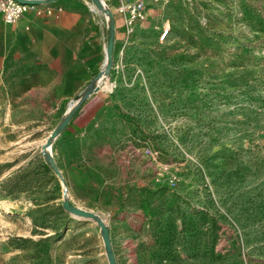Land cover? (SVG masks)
I'll list each match as a JSON object with an SVG mask.
<instances>
[{
  "label": "rangeland",
  "instance_id": "1",
  "mask_svg": "<svg viewBox=\"0 0 264 264\" xmlns=\"http://www.w3.org/2000/svg\"><path fill=\"white\" fill-rule=\"evenodd\" d=\"M135 2L141 47L187 84L129 59L125 95L94 120L81 104L46 149L76 97L14 87L0 65V264H109L65 199L106 221L117 264H264V0L104 3Z\"/></svg>",
  "mask_w": 264,
  "mask_h": 264
},
{
  "label": "crops",
  "instance_id": "2",
  "mask_svg": "<svg viewBox=\"0 0 264 264\" xmlns=\"http://www.w3.org/2000/svg\"><path fill=\"white\" fill-rule=\"evenodd\" d=\"M49 5L51 11L46 9ZM38 8L45 11L39 14ZM114 19L110 75L81 106L89 120H94L103 107H110L114 100L125 95V91L119 89V75L129 59L153 68L169 86L189 81L186 74H176L168 64L151 58L141 47L135 35L139 26L136 21L131 27L127 26L126 14L118 9L114 10ZM108 38V17L92 0H47L32 7L14 23L0 16V65L9 73L14 87L41 90L59 102H70L105 67ZM111 83L116 89H109Z\"/></svg>",
  "mask_w": 264,
  "mask_h": 264
},
{
  "label": "water",
  "instance_id": "3",
  "mask_svg": "<svg viewBox=\"0 0 264 264\" xmlns=\"http://www.w3.org/2000/svg\"><path fill=\"white\" fill-rule=\"evenodd\" d=\"M23 3H29V4H38V3H44L47 2V0H18ZM93 3L102 11L105 12V14L108 17V24H109V38H108V45H107V59L105 67L97 74L95 79L88 85L85 90L76 96V102L72 107L69 109V111L66 113V115L63 117V119L60 121L58 126L50 133L49 137L46 140V143L44 144V148H49L52 144V140L63 130L72 116L75 114L77 109L81 106V104L91 95L93 91H97L100 89V83L102 80L107 78L110 75V69L113 64V51H114V37H115V19H114V12L111 9H108L105 6V3L103 0H92ZM47 159L50 162L51 167L54 169V171L59 175L62 182L65 183V177L63 173L61 172L58 164L56 163L54 157L51 154L47 155ZM63 206L65 209L70 211L71 213L85 217V218H91L100 227L104 245L106 247V252L108 256L109 264H117L115 253L112 246V241L110 237V230L109 226L107 225L106 221L96 212L92 210H87L82 207L74 205L70 199H65L63 201Z\"/></svg>",
  "mask_w": 264,
  "mask_h": 264
},
{
  "label": "built area",
  "instance_id": "4",
  "mask_svg": "<svg viewBox=\"0 0 264 264\" xmlns=\"http://www.w3.org/2000/svg\"><path fill=\"white\" fill-rule=\"evenodd\" d=\"M34 6H37V4L23 3L18 0H0V16L4 19V21L8 23H14ZM46 9L48 11L52 10L50 5ZM44 11L45 9L43 8L37 9L39 14L43 13ZM119 11L126 14V24L130 27L137 19L144 17L142 2L122 5ZM168 31L169 28H165L161 34L162 39L167 35ZM123 66L125 65L122 64V67Z\"/></svg>",
  "mask_w": 264,
  "mask_h": 264
},
{
  "label": "trees",
  "instance_id": "5",
  "mask_svg": "<svg viewBox=\"0 0 264 264\" xmlns=\"http://www.w3.org/2000/svg\"><path fill=\"white\" fill-rule=\"evenodd\" d=\"M44 161H45V164L51 169V170H54L51 165H50V162L49 160L47 159V156L44 157ZM64 207V206H63Z\"/></svg>",
  "mask_w": 264,
  "mask_h": 264
}]
</instances>
